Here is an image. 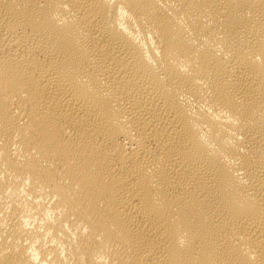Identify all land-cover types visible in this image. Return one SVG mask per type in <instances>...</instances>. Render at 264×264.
Here are the masks:
<instances>
[{
    "label": "bare ground",
    "instance_id": "1",
    "mask_svg": "<svg viewBox=\"0 0 264 264\" xmlns=\"http://www.w3.org/2000/svg\"><path fill=\"white\" fill-rule=\"evenodd\" d=\"M0 264H264V0H0Z\"/></svg>",
    "mask_w": 264,
    "mask_h": 264
}]
</instances>
